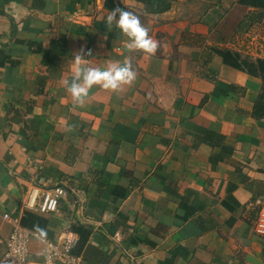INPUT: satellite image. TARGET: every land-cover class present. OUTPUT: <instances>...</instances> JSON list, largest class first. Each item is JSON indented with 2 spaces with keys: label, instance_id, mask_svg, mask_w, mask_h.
<instances>
[{
  "label": "crops",
  "instance_id": "obj_1",
  "mask_svg": "<svg viewBox=\"0 0 264 264\" xmlns=\"http://www.w3.org/2000/svg\"><path fill=\"white\" fill-rule=\"evenodd\" d=\"M167 1L156 14L137 0H0L1 236L12 229L1 216L23 218L32 187L62 186L47 238L91 230L84 264H264L262 80L220 54L264 59V31L252 36L264 12ZM118 7L149 29L155 54L107 26ZM78 54L90 67L130 62L136 79L77 105L64 82ZM100 183L125 195H97Z\"/></svg>",
  "mask_w": 264,
  "mask_h": 264
},
{
  "label": "built area",
  "instance_id": "obj_2",
  "mask_svg": "<svg viewBox=\"0 0 264 264\" xmlns=\"http://www.w3.org/2000/svg\"><path fill=\"white\" fill-rule=\"evenodd\" d=\"M64 194V188L59 186L51 189L32 187L23 204V216L28 212L43 217L55 214ZM1 217L12 229L8 236L0 235V264H84L82 256L74 253L79 241L77 234L64 230L57 240H51L25 227L22 218L9 213ZM254 228L264 237V204L259 209ZM34 242L43 248L39 259L31 250Z\"/></svg>",
  "mask_w": 264,
  "mask_h": 264
},
{
  "label": "clouds",
  "instance_id": "obj_3",
  "mask_svg": "<svg viewBox=\"0 0 264 264\" xmlns=\"http://www.w3.org/2000/svg\"><path fill=\"white\" fill-rule=\"evenodd\" d=\"M118 17V18H117ZM108 27L116 28L128 38L129 50H141L147 54H155L159 44L149 35V29L141 23L140 18L122 8H116L105 18ZM136 79V72L130 62L111 63L107 67H90L82 54L74 56V73L70 82L65 81L66 90L77 105H83L94 86L118 92L122 86L131 85Z\"/></svg>",
  "mask_w": 264,
  "mask_h": 264
},
{
  "label": "trees",
  "instance_id": "obj_4",
  "mask_svg": "<svg viewBox=\"0 0 264 264\" xmlns=\"http://www.w3.org/2000/svg\"><path fill=\"white\" fill-rule=\"evenodd\" d=\"M143 3L147 11L150 13H163L170 8V3L167 0H137ZM240 3L244 6H251L257 9L258 14L264 12V0H240ZM220 54L223 57V60L226 64L231 65L239 70L245 71L250 75L256 76L262 80V89L259 94V97L256 99L253 115L258 118H264V59H257L256 61H250L248 59H241L240 55L231 53L229 51H221ZM105 184L100 183L97 191V195L100 192H105L110 196H123L125 192H120L118 189H104ZM62 187V186H59ZM63 188V187H62ZM67 191H71L68 187H65ZM64 188V190H65ZM101 194V193H100ZM61 202V200H60ZM22 224L29 228L30 230L47 237V219L38 214L28 212L22 218ZM71 232L76 233L79 236L78 244L74 250V253L80 255L89 240L91 235V230L82 226L75 225L70 229ZM32 250V249H31ZM42 253V252H41ZM41 253H36L37 256H40Z\"/></svg>",
  "mask_w": 264,
  "mask_h": 264
},
{
  "label": "rangeland",
  "instance_id": "obj_5",
  "mask_svg": "<svg viewBox=\"0 0 264 264\" xmlns=\"http://www.w3.org/2000/svg\"><path fill=\"white\" fill-rule=\"evenodd\" d=\"M263 31H264V28L263 27H257V28H254L252 30V36H255L253 37V39H255L256 37H260V35H263Z\"/></svg>",
  "mask_w": 264,
  "mask_h": 264
}]
</instances>
